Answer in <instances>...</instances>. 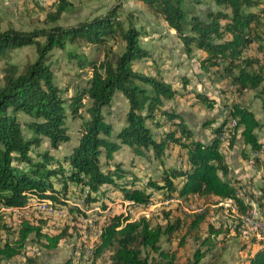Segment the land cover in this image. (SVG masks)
<instances>
[{
  "label": "trees",
  "instance_id": "1",
  "mask_svg": "<svg viewBox=\"0 0 264 264\" xmlns=\"http://www.w3.org/2000/svg\"><path fill=\"white\" fill-rule=\"evenodd\" d=\"M58 1L53 20L68 7L67 0ZM139 1L174 32L186 55L196 59L217 82L223 113L202 123L208 136L198 137L186 125L184 115L166 103L175 95L171 83L159 73L146 75L133 68L135 62L150 57L141 43L148 32L133 12L123 10L121 2L70 27L32 31L9 28L0 32V58L25 47H34L37 57L21 71L14 64H6L2 70L0 210L26 211V207L51 202L65 206L74 198L82 201L81 206L70 205V209L81 214L80 208L85 205L93 209L99 204L105 209L104 200L112 202L111 193L115 191L124 201L142 206L154 194L166 199L211 196L241 211L235 226L237 234L258 244L247 263L264 264L263 241L254 233L244 235L243 219L252 211L241 197L240 185L244 182L228 177L225 160V151L241 140L248 147L245 159L249 157L260 168L259 178L264 183V144L256 133L262 126L252 109L257 100L264 112V0ZM110 41L122 43V51L116 53L108 47ZM100 47L104 49L101 60L84 53ZM56 50L75 62L79 71L90 73L87 86L67 100L49 64ZM182 84H187L184 78ZM188 93L209 110L215 109V98L193 89ZM117 95L127 101V110L124 122L115 128L105 113L113 114L111 107ZM77 120L76 143L71 144L69 124ZM43 144L45 148H41ZM121 147H128L139 158L151 152L156 159L178 147L182 168H163L160 178L141 184L135 174L114 161ZM258 188L249 185L247 196L260 210L264 224V196H259ZM70 189L75 190V197L70 196ZM203 220V214L195 216L192 227ZM181 228L183 221L179 218L163 227L151 226L145 217L132 221L123 214L111 215L99 231L93 255L100 258L107 253L104 264H151L148 254L158 253L164 260L160 264H176L174 257L160 251L158 245L163 236L171 240ZM34 233L44 237L40 228L23 219L14 244L0 240V264L19 255ZM210 233L217 237L221 230L213 231L210 226ZM226 234L228 231L223 232ZM64 235L46 236L48 243L44 246L57 247ZM204 256L197 250L189 264H199Z\"/></svg>",
  "mask_w": 264,
  "mask_h": 264
},
{
  "label": "rangeland",
  "instance_id": "2",
  "mask_svg": "<svg viewBox=\"0 0 264 264\" xmlns=\"http://www.w3.org/2000/svg\"><path fill=\"white\" fill-rule=\"evenodd\" d=\"M67 1L66 11L53 20L59 5L58 0H0V32L9 28L32 31L53 26L70 27L85 19L96 17L121 2L123 10L133 12L137 21L145 26L148 32L145 38H141V43L149 51L150 57L135 62L133 68L135 67L146 75L159 73L166 82L171 83L174 86L175 95L171 101L166 103L184 115L186 125L198 137L205 139L208 136L209 133L207 129H203L202 123L205 119L216 118L223 113L221 108L223 101L217 90L218 84L199 67L196 59L186 55L183 45L174 32L160 18L150 14L139 0ZM107 46H110L116 53L123 49L122 43L114 44L112 41ZM77 50L82 52L79 48ZM84 53L90 59L101 60L104 49L102 47L98 50L89 48ZM193 53L201 55V52L196 50ZM36 57L34 47H25L11 51L4 58H0V86L3 83L2 70L6 64H14L21 71L26 65L33 63ZM49 64L54 72L57 85L62 89L64 99L67 100L69 96L87 86L90 73L79 71L75 62L72 63L65 59L61 51H54ZM183 78L187 82L186 85L182 84ZM192 89L215 98L217 100L215 109L209 110L204 104L196 102L194 96L188 93ZM251 96L248 95L250 99H252ZM252 109L262 126L256 133L259 141L264 144V112L259 109L257 100L253 102ZM126 110L127 101L117 95L111 107L113 114L108 115L106 111V120L115 128L120 127L124 122ZM79 123L80 121L77 120L69 124V131L72 135L71 144L76 143ZM41 148H45V145L43 144ZM247 149L248 147H244L240 140L233 149L225 151L227 156L225 160L231 166L230 177L233 180L244 182L240 185V193L244 194L240 195L243 197V202L249 203L261 215L256 204L250 202L247 196V189L253 184L259 187V196H264V183L259 178L260 168L249 157L245 159L244 154L249 153ZM62 154H65L64 151ZM181 154L178 147H172L162 159H156L151 152L144 158H139L134 156L128 147H121L114 154V161L121 164L125 170L135 174L139 182L144 184L149 179L160 178L163 168H182ZM70 191V196L75 197L73 196L75 190L70 189ZM111 197H113L112 202L104 200L105 209H102L99 204H96L97 207L93 209L85 205L80 208L81 214L70 209L74 204L81 206V202H77L74 198H71L65 206H57L51 202L56 208L51 207L50 209L57 211L51 215L40 209L42 204L35 205L33 208L26 207V211L8 212L1 209L0 240L2 243L14 244L18 239L23 219L30 220L34 226L40 228V234L44 236L38 237L35 233L31 234L20 254L11 260H3L1 264H104L107 253L96 258L93 251L101 227L105 225L109 216L117 214H123L132 221L145 217L151 226L161 224L163 227L168 223L174 224L177 218L181 219L183 228L174 234L171 240L163 236L158 245L160 251L174 257L176 264H189L197 250L205 254L199 264H248L247 260L253 253V249L258 246L256 242L237 234L235 226L237 218L241 217V211L211 196L166 199L160 194H154L145 206L124 201L118 191L111 193ZM165 213L168 214V218H165ZM200 214L204 215V220L198 227L193 228L191 223L195 216ZM210 226L213 231L220 229L221 234L217 237L213 236L210 233ZM261 226L262 231H254L253 226L246 224L244 235L254 233L256 238L264 243V236H262L264 224L261 223ZM225 231H228V234L224 236ZM62 232H65V235L57 247L49 249L44 246L48 243L46 236L53 237ZM148 255L151 264L164 262L163 257L158 253Z\"/></svg>",
  "mask_w": 264,
  "mask_h": 264
},
{
  "label": "built area",
  "instance_id": "3",
  "mask_svg": "<svg viewBox=\"0 0 264 264\" xmlns=\"http://www.w3.org/2000/svg\"><path fill=\"white\" fill-rule=\"evenodd\" d=\"M80 202L82 203V201H80ZM2 209H6L8 212L17 211V210L10 209V208H2ZM31 210H33V209H31ZM43 212L44 213H50V215H51V213H57V211H53L50 208L43 209ZM245 223L253 226L252 228L254 231H262L263 230V228L261 226V215H259V213L253 208V206H252V211L250 213V216L247 220H245ZM262 236H264V234H262Z\"/></svg>",
  "mask_w": 264,
  "mask_h": 264
},
{
  "label": "bare ground",
  "instance_id": "4",
  "mask_svg": "<svg viewBox=\"0 0 264 264\" xmlns=\"http://www.w3.org/2000/svg\"><path fill=\"white\" fill-rule=\"evenodd\" d=\"M54 208L52 205H51V203H49V204H46V205H43L42 207H40V209L41 210H43V209H47V208Z\"/></svg>",
  "mask_w": 264,
  "mask_h": 264
},
{
  "label": "crops",
  "instance_id": "5",
  "mask_svg": "<svg viewBox=\"0 0 264 264\" xmlns=\"http://www.w3.org/2000/svg\"><path fill=\"white\" fill-rule=\"evenodd\" d=\"M135 68V67H134ZM136 69V68H135ZM227 165H228V168H229V173H230V169H231V166L229 165V163L227 162ZM228 173V177L230 178V175Z\"/></svg>",
  "mask_w": 264,
  "mask_h": 264
}]
</instances>
